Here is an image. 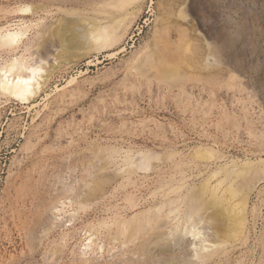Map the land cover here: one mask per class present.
Listing matches in <instances>:
<instances>
[{"label":"rangeland","instance_id":"obj_1","mask_svg":"<svg viewBox=\"0 0 264 264\" xmlns=\"http://www.w3.org/2000/svg\"><path fill=\"white\" fill-rule=\"evenodd\" d=\"M116 1L0 0V29L32 26L0 63L45 66L0 95V264H197L173 232L192 195L224 246L199 264H264V0Z\"/></svg>","mask_w":264,"mask_h":264},{"label":"bare ground","instance_id":"obj_2","mask_svg":"<svg viewBox=\"0 0 264 264\" xmlns=\"http://www.w3.org/2000/svg\"><path fill=\"white\" fill-rule=\"evenodd\" d=\"M109 1V0H108ZM130 0H117L116 3L119 5V7H123L124 4H127ZM179 1V0H178ZM204 1V0H203ZM42 2V1H41ZM201 2V1H200ZM208 2V1H207ZM212 2V1H211ZM203 3V2H202ZM173 4V3H172ZM180 4V3H179ZM47 5V4H46ZM195 6V5H194ZM202 6V5H201ZM204 6V5H203ZM193 7V6H192ZM206 7V5H205ZM182 8V7H181ZM36 9V8H35ZM38 9V8H37ZM202 10V9H201ZM19 13L22 14H28L33 11V8L29 5H25L24 7H19L17 10ZM195 11V10H194ZM197 11V10H196ZM206 11V10H205ZM201 13V11H199ZM213 12V10H211ZM198 13V12H197ZM214 13V12H213ZM125 14V13H123ZM203 14V13H202ZM206 14V13H205ZM204 14V15H205ZM195 15V14H194ZM125 16V15H124ZM199 16V15H196ZM204 17V16H203ZM208 17V16H206ZM211 17V16H210ZM123 18V17H122ZM121 18V19H122ZM118 19V18H117ZM116 21V20H115ZM114 21V22H115ZM105 22V21H104ZM124 22V21H123ZM199 22V21H198ZM101 23V22H100ZM27 24V23H26ZM116 24V23H115ZM80 25V24H79ZM91 25V24H90ZM109 25H106L107 27L104 26H91L88 29L84 27V30L81 31V34H75L73 32L72 34V42L76 44L77 47L85 48L88 50H95L99 51L102 49H105L109 46H111L110 42L113 40L112 34V23ZM117 25V24H116ZM68 26V25H67ZM125 26V25H124ZM32 27V26H31ZM29 25H9L5 28L0 29V50L8 52V54L16 52L21 44H23L24 38L27 36L29 29L31 28ZM64 27V26H63ZM61 27V28H63ZM115 26H113L114 29ZM69 28V27H68ZM118 28V27H117ZM71 29V28H69ZM68 29V30H69ZM194 29V28H193ZM66 31V30H64ZM115 31V30H114ZM180 31V30H179ZM184 31V30H182ZM195 31V30H194ZM70 32V31H69ZM213 32V31H211ZM45 33V32H44ZM59 30H54L51 33V36H58ZM62 33V32H61ZM80 33V32H79ZM64 34V32H63ZM61 34V35H63ZM67 35L68 33L65 32ZM64 34V35H65ZM70 34V33H69ZM209 34V33H208ZM65 35V36H66ZM47 36V35H44ZM42 36V38L44 37ZM60 36V34H59ZM58 36V37H59ZM68 37V35H67ZM51 38L52 37H48ZM61 38V36H60ZM66 37H64L65 39ZM70 38V37H68ZM67 38V39H68ZM115 38V37H114ZM39 39L40 36H39ZM62 39V41L64 40ZM81 39V40H80ZM44 40V39H43ZM49 40V39H48ZM47 41V40H46ZM43 42V41H42ZM48 42V41H47ZM65 44H67L65 41H63ZM71 42V43H72ZM116 40L113 41L115 43ZM46 43V42H45ZM69 43V42H68ZM70 43V44H71ZM196 43V42H195ZM26 45V44H25ZM37 45V43H36ZM69 45V44H68ZM67 46V45H66ZM156 47V46H155ZM195 48V47H194ZM26 49V48H25ZM167 49V48H166ZM197 49V48H196ZM213 49V48H212ZM24 50V49H23ZM178 50V49H177ZM195 50V49H194ZM172 52V51H170ZM167 52V53H170ZM183 52V51H182ZM217 52V51H216ZM152 53V52H151ZM199 53V52H198ZM15 54V53H14ZM150 54V53H149ZM164 54V53H163ZM155 55V54H154ZM154 55L152 56L154 58ZM210 55V54H209ZM161 57V56H160ZM147 58V57H146ZM209 58V57H208ZM30 59L32 58H26L24 55H21L20 57H13L10 60H5L3 63H0V95H5V96H10L15 99H18L23 102H28L30 101L42 88L41 87V81H40V73L43 72L44 70V65H43V60H40L38 64L34 63L32 64ZM162 59V58H161ZM149 62V57L148 59ZM143 60V61H146ZM151 60V59H150ZM153 60H151L152 62ZM174 61V59H173ZM147 62V61H146ZM143 64V63H142ZM148 64V63H147ZM151 64V63H150ZM149 64V65H150ZM144 65V64H143ZM146 65V63H145ZM160 66V65H159ZM199 67V66H198ZM41 87V88H40ZM143 156V155H142ZM146 155H144L145 158ZM112 157V156H111ZM143 158V162H145V169H150V157H146L145 159ZM128 159V158H127ZM142 159V158H141ZM140 159V160H141ZM110 161V160H109ZM127 161V160H126ZM132 163V162H131ZM112 164V163H111ZM123 164V163H122ZM137 163H134L136 166ZM143 165V163H140ZM127 166V165H126ZM125 166V167H126ZM129 166V165H128ZM140 166V165H139ZM144 166V165H143ZM237 166V165H236ZM133 167V166H132ZM132 167L129 166V168L132 169ZM239 167V166H238ZM137 168V167H136ZM140 168V167H139ZM130 169V171H131ZM138 169V168H137ZM144 170V169H143ZM124 171V170H123ZM235 171V170H234ZM233 170L231 171L232 173L234 172ZM244 173V172H243ZM246 178V176L244 177ZM223 184V181L217 182V185L213 189H217L214 193L218 195V189L221 188ZM190 194V193H189ZM215 194V195H216ZM220 194V193H219ZM232 195V194H230ZM187 196V195H186ZM221 197V196H220ZM179 198V197H178ZM183 199L182 197H180ZM228 198V196H227ZM226 197V201L231 202L228 200ZM193 199H198L197 197H194L192 195L191 197L187 196V199H185V203L188 206L187 212L185 213V220L183 222V225L175 226L173 231L174 233L177 232L179 233L180 237L183 238V240H189L188 244V257L189 260L194 262V263H202L205 262L207 259H212L216 252L220 250V248L224 247L221 242H218V239H215V234L212 235L211 238L206 236V231L211 230L210 226H207V221L205 216L201 215L199 218L195 219L194 214L201 211L203 203L200 201H197V203H191V200ZM218 199V198H217ZM175 200V199H174ZM171 202L173 200H170ZM182 201V203L184 202ZM215 202V201H214ZM173 203V202H172ZM180 203V204H182ZM193 204V205H190ZM63 204V203H62ZM216 204V202H215ZM162 205V204H161ZM222 205V204H221ZM168 206V205H167ZM179 206V205H177ZM186 206V205H185ZM162 207V206H161ZM164 207V205H163ZM175 206H173L174 208ZM180 208V207H179ZM182 208V207H181ZM157 209V208H156ZM162 209V208H161ZM160 209V210H161ZM159 210V209H157ZM180 211V210H179ZM161 212V211H160ZM173 210L170 209V214H173ZM238 212L237 210L234 211L233 213L235 214ZM240 212V211H239ZM184 213V212H183ZM182 213V214H183ZM240 214V213H239ZM165 216V215H164ZM168 216V215H166ZM172 216V215H171ZM231 217V216H230ZM174 218V217H173ZM175 220V219H174ZM177 220V219H176ZM179 220V219H178ZM166 221V220H165ZM222 221V220H221ZM225 222V221H224ZM60 223V222H59ZM227 223V222H226ZM238 223V222H237ZM233 224V223H232ZM237 226V225H236ZM55 227V226H54ZM170 228V227H169ZM172 228V227H171ZM240 228V227H239ZM173 229V228H172ZM173 229V230H174ZM170 231V230H169ZM172 232V230H171ZM170 232V233H171ZM172 232V233H173ZM175 233V235H177ZM168 234V233H167ZM174 234H171V236ZM177 235V236H179ZM169 236V235H168ZM176 237V236H175ZM179 237V238H180ZM177 239V238H176ZM182 240V241H183ZM186 242V241H185ZM180 243V242H179ZM178 243V244H179ZM181 244V243H180ZM171 247V246H170ZM176 249V248H175ZM182 249V248H181ZM90 250V249H89ZM221 252V251H219ZM224 252V251H223ZM85 253V252H84ZM222 254V253H221ZM218 256V255H217Z\"/></svg>","mask_w":264,"mask_h":264}]
</instances>
